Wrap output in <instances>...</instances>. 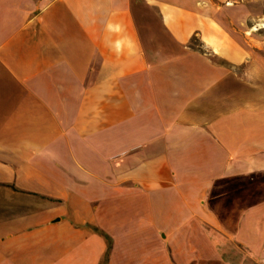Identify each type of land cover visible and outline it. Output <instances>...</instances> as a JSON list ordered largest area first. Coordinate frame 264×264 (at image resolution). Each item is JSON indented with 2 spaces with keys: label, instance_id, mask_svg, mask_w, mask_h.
<instances>
[{
  "label": "crops",
  "instance_id": "1",
  "mask_svg": "<svg viewBox=\"0 0 264 264\" xmlns=\"http://www.w3.org/2000/svg\"><path fill=\"white\" fill-rule=\"evenodd\" d=\"M103 261L264 264V0H0V264Z\"/></svg>",
  "mask_w": 264,
  "mask_h": 264
},
{
  "label": "trees",
  "instance_id": "2",
  "mask_svg": "<svg viewBox=\"0 0 264 264\" xmlns=\"http://www.w3.org/2000/svg\"><path fill=\"white\" fill-rule=\"evenodd\" d=\"M105 238H106V240L108 242V251H109V249H110V241H109V238L108 237H105Z\"/></svg>",
  "mask_w": 264,
  "mask_h": 264
},
{
  "label": "rangeland",
  "instance_id": "3",
  "mask_svg": "<svg viewBox=\"0 0 264 264\" xmlns=\"http://www.w3.org/2000/svg\"><path fill=\"white\" fill-rule=\"evenodd\" d=\"M195 44H196V42H195ZM105 263H106V261H103V262H102V264H105Z\"/></svg>",
  "mask_w": 264,
  "mask_h": 264
}]
</instances>
